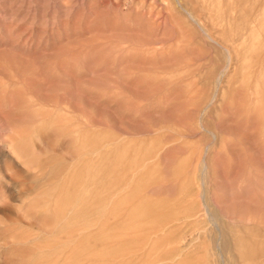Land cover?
<instances>
[{
	"label": "rangeland",
	"instance_id": "1",
	"mask_svg": "<svg viewBox=\"0 0 264 264\" xmlns=\"http://www.w3.org/2000/svg\"><path fill=\"white\" fill-rule=\"evenodd\" d=\"M161 1L0 0V264H264V0Z\"/></svg>",
	"mask_w": 264,
	"mask_h": 264
},
{
	"label": "bare ground",
	"instance_id": "2",
	"mask_svg": "<svg viewBox=\"0 0 264 264\" xmlns=\"http://www.w3.org/2000/svg\"><path fill=\"white\" fill-rule=\"evenodd\" d=\"M159 1H161V0H159ZM166 1H167V0H164L165 4H166ZM149 2H151V1H149ZM156 2H157V1H156ZM161 2H163V0H162ZM164 2H163V4H164ZM145 3H146V2H145ZM142 4H143V3H142ZM155 4H156V3H155ZM157 4H158V3H157ZM160 4H161V3H160ZM165 4H164V6H165ZM143 5H144V4H143ZM151 5H152V4H151ZM151 5H150V6H151ZM167 5H168V1H167V4H166V7H167ZM136 6H137V5H136ZM136 6H135V8H136ZM140 6H141V5H140ZM148 6H149V5H148ZM168 6H169V5H168ZM141 7H142V6H141ZM151 7H152V6H151ZM153 7H154V6H153ZM231 7H232V6H231ZM168 8H169V7H168ZM148 9H149V8H148ZM162 9H163V8H162ZM165 9H167V8H165ZM169 9H170V8H169ZM230 9H231V8H230ZM144 10H145V8H144ZM146 10H147V9H146ZM152 10H153V9H152ZM152 10H151V12H152ZM231 10L234 11V10H235L234 7H233ZM148 11H149V10H148ZM166 11H167V10H166ZM168 12H170V10H169ZM147 13H149V12H147ZM171 13H172V12H171ZM230 13H232V12H230ZM233 13H234V12H233ZM233 13H232V14H233ZM168 14H169V13H168ZM147 15H148V14H147ZM152 15H153V14H152ZM169 15H170V14H169ZM172 15H173V14H172ZM223 16H224V15H223ZM234 16H235V15H234ZM234 16L232 15V16H229V17H234ZM170 17H171V15H170ZM221 17H222V16H221ZM221 17H220V18H221ZM227 17H228V16H227ZM247 17L250 18L249 13L247 14ZM247 17H246V19H248ZM172 18H173V17H172ZM220 18H219V21L221 20ZM223 18L226 19V22L228 23V25L231 24V20H232L233 25H234V23L236 22V21L234 20V18H232L230 21H229L230 18L227 19L225 16H224ZM244 18H245V16H244ZM224 19H223V20H224ZM235 19H236V18H235ZM246 19H244V20L246 21ZM223 20H221L222 23L225 22V21H223ZM228 21H229L230 23H229ZM233 21H234V22H233ZM217 22H218V21H217ZM226 22H225V23H226ZM225 23L223 24L224 29L226 28ZM246 24H247V23H246ZM213 25H214V24H212V26H213ZM216 25H217V24H216ZM226 25H227V24H226ZM231 26H232V24H231ZM244 26H245V25H244ZM217 27H218V26H216V28H217ZM219 27H220V26H219ZM228 27H230V26H228ZM228 27H227V29H228ZM214 28H215V27H213V29H214ZM216 28H215V29H216ZM231 28L234 29V27H231ZM231 28H229L228 31H229V30L232 31ZM218 29H220L221 32H223L222 30H224V29H222V28H217V30H218ZM244 29H245V28H244ZM217 30H216V32H217ZM220 30H218V31H220ZM235 30H236V29H235ZM235 30H234V31H235ZM221 32H217V33H220V34H221ZM229 32H230V31H229ZM214 33H215V32H214ZM225 33H226V32H225ZM225 33H223V35H225ZM230 33L232 34L233 31L230 32ZM230 33H228V34H230ZM228 34H226V35H228ZM234 34H235V32H234ZM214 35H215V34H214ZM217 36H218V35H216V37H217ZM229 36H230V35H229ZM229 36H228V37H229ZM232 36H233V35H231L230 38H231ZM216 37H215V38H216ZM223 37H224V36H222L221 38L223 39ZM225 37H226V36H225ZM228 37H227V41H228ZM234 37H235V36H234ZM234 37H233V38H234ZM221 38H220V39H221ZM213 39H214V38H213ZM234 40H235V39H233V43L235 44L236 42H234ZM211 41H212V40H211ZM218 41H219V40H218ZM221 42H224V40H222ZM230 42H232V41H230ZM233 43H231V44H233ZM220 44H221V43H220ZM222 44H223V43H222ZM227 44H228V46L231 45V44L229 45L228 42H227ZM227 44H226V45H227ZM232 46H233V45H231L230 47H232ZM234 46H235V45H234ZM234 46H233V47H234ZM235 47H237V46H235ZM235 47H234V50L236 49ZM225 49H226V48H225ZM228 50H229V49H228ZM230 50H231V49H230ZM226 51H227V50H226ZM227 53H228V51H227ZM234 55H236V51H234ZM229 58H231V57H229ZM227 64H229V63H227ZM227 66H229V65H227ZM225 68H227V67H225ZM83 180H85V179H83ZM83 182H85V181H83ZM87 182H88V181H87ZM85 183H86V182H85ZM83 185H84V183H83ZM84 190H85V189H84ZM85 191H86V190H85ZM83 192H84V191H83ZM86 192H89V191L87 190ZM84 194H85V193H84ZM88 194H89V193H88ZM82 195H83V193H82ZM69 196H70V195H69ZM69 196H66V198H68ZM78 196H79V195H77V198H78ZM84 196H85V195H84ZM86 196H87V194H86ZM74 197H75V196H74ZM81 197H82V196H81ZM88 197H90V196H87V199H89ZM71 199H72V198H71ZM71 199H70V200H71ZM87 199H86V200H87ZM71 201H72V200H71ZM69 202H70V201H68V203H69ZM73 202H74V201H72V203H73ZM74 203H75V202H74ZM66 204H67V202H66ZM67 205H68V204H67ZM72 205H73V204H72ZM68 206H69V205H68ZM68 206H66L65 204L63 205V207H65V209L69 208ZM88 206H89V205H88ZM90 206H91V205H90ZM74 207H75V205H74ZM74 207H73V208H74ZM71 208H72V207H71ZM86 208H87V207H86ZM89 208H90V207H89ZM63 209H64V208H63ZM87 209H88V208H87ZM90 209H91V208H90ZM90 209H88V210L90 211ZM67 210H68V209H67ZM67 210H66V211H67ZM63 211L66 212L65 210H63ZM83 212H84V210H83ZM69 213H72V211L69 212ZM76 213H77V212H76ZM87 213H88V211H87ZM64 214H66V213H64ZM74 215H75V214H74ZM74 215H73V216H74ZM89 215H90V214H89ZM76 216H77V214H76ZM70 217H72V215H71ZM87 220H88V218H87ZM76 222H77V221H76ZM76 222H75V223H76ZM87 222H89V224H90V221H87ZM87 222H86V223H87ZM89 224H87V225L89 226ZM73 225H74V224H73ZM74 226H75V225H74ZM76 226H78V224H77ZM86 228H88V227L86 226ZM74 239H75V238H74ZM88 239H89V238H88ZM70 240L72 241V239H69L68 241H70ZM75 240H76V239H75ZM74 242H75V241H73V243H74ZM76 243H78V241H77ZM76 243H75V244H76ZM68 244H72V243H68ZM77 245H78V244H77ZM69 246H70V245H69ZM71 246H72V245H71ZM71 246H70V247H71ZM87 246H88V245H86V248H87ZM76 247H77V246H76ZM84 248H85V246H84ZM84 251H85V250H84ZM88 252H90V251H87L86 253L90 255V253H88Z\"/></svg>",
	"mask_w": 264,
	"mask_h": 264
}]
</instances>
